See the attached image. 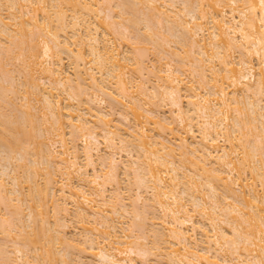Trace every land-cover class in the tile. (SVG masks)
Masks as SVG:
<instances>
[{
  "label": "bare ground",
  "instance_id": "6f19581e",
  "mask_svg": "<svg viewBox=\"0 0 264 264\" xmlns=\"http://www.w3.org/2000/svg\"><path fill=\"white\" fill-rule=\"evenodd\" d=\"M0 264H264V0H0Z\"/></svg>",
  "mask_w": 264,
  "mask_h": 264
},
{
  "label": "rangeland",
  "instance_id": "374dc122",
  "mask_svg": "<svg viewBox=\"0 0 264 264\" xmlns=\"http://www.w3.org/2000/svg\"><path fill=\"white\" fill-rule=\"evenodd\" d=\"M257 61H255V63H256Z\"/></svg>",
  "mask_w": 264,
  "mask_h": 264
}]
</instances>
